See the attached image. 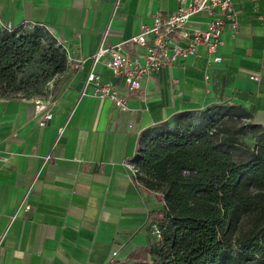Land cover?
I'll return each instance as SVG.
<instances>
[{"label":"crops","instance_id":"obj_1","mask_svg":"<svg viewBox=\"0 0 264 264\" xmlns=\"http://www.w3.org/2000/svg\"><path fill=\"white\" fill-rule=\"evenodd\" d=\"M233 4L239 27L226 30L221 60L201 45L129 92L92 55L102 41L121 43L158 12L176 11L181 0H0L3 22L45 25L68 55L44 92L27 86L0 95V264H141L155 255L158 226L150 211L163 200L141 182V170L130 169L141 136L173 129L179 110L226 99L264 127V0ZM208 19L197 15L193 23L204 27ZM123 48L142 49L128 42ZM91 70L120 87L127 108L94 95ZM48 111L53 117L41 125Z\"/></svg>","mask_w":264,"mask_h":264},{"label":"trees","instance_id":"obj_2","mask_svg":"<svg viewBox=\"0 0 264 264\" xmlns=\"http://www.w3.org/2000/svg\"><path fill=\"white\" fill-rule=\"evenodd\" d=\"M67 64L66 50L45 25L9 29L0 21V95ZM250 116L226 99L179 110L173 129L141 136L138 177L163 200L150 211L162 230L153 248L159 264H264V127ZM249 133L257 137L254 147L245 140Z\"/></svg>","mask_w":264,"mask_h":264},{"label":"built area","instance_id":"obj_3","mask_svg":"<svg viewBox=\"0 0 264 264\" xmlns=\"http://www.w3.org/2000/svg\"><path fill=\"white\" fill-rule=\"evenodd\" d=\"M201 14L209 18L204 27L193 23V18ZM0 21L9 29L15 27L12 22H3L1 18ZM238 27L239 21L233 0H181V5L176 11L158 12L152 24H145L140 32L129 39L115 45L102 41L92 57L96 62L103 59L116 76L124 79L126 89L131 92L140 88L145 77L162 67L175 65L179 60L197 54L201 45L208 47L215 60H221L222 56L217 52L224 43L226 30L230 28L237 32ZM58 42L60 43L59 40ZM127 42L142 49L135 52L124 50L123 44ZM60 44L66 49L64 44ZM87 58L85 55L79 57V66L82 67ZM87 83L93 86L95 96L108 98L117 107H128L127 95L121 92L116 83L103 81L99 72L91 70ZM45 107L43 102L39 104V108ZM52 117L53 113L48 111L40 124L46 125ZM244 119L247 120L246 117ZM130 169L135 175L140 172L137 164L132 165ZM27 207L30 205L27 204ZM156 234L162 238V230L159 227H156ZM117 254L118 251L112 253L109 263L115 261Z\"/></svg>","mask_w":264,"mask_h":264},{"label":"rangeland","instance_id":"obj_4","mask_svg":"<svg viewBox=\"0 0 264 264\" xmlns=\"http://www.w3.org/2000/svg\"><path fill=\"white\" fill-rule=\"evenodd\" d=\"M49 79V78H48ZM42 80V82H40V80H38L37 82L33 83L31 86L33 87V89H35L36 87L39 88V90H41L42 92H44V87H47V80ZM27 89V88H26ZM46 93V92H45ZM245 140L252 146L254 147L257 144V137H255L254 135H252L251 133H249L246 137ZM254 189V188H253ZM164 231V229H163ZM159 240L156 241V246L158 247L161 242H162V238H160L158 236ZM142 264H159V258L155 257V255H153V257L148 258L146 261H142Z\"/></svg>","mask_w":264,"mask_h":264}]
</instances>
